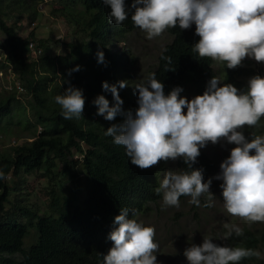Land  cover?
Listing matches in <instances>:
<instances>
[{
	"label": "clouds",
	"instance_id": "obj_1",
	"mask_svg": "<svg viewBox=\"0 0 264 264\" xmlns=\"http://www.w3.org/2000/svg\"><path fill=\"white\" fill-rule=\"evenodd\" d=\"M102 3L107 6L104 32L108 47L119 57L118 64L107 70L111 84L101 82L107 97L98 94L91 103L96 108L95 114L106 121H113L118 115L123 117L121 122L106 127L103 135L111 137L114 145L122 146L128 161L140 169L154 166L155 170L160 162L176 161L178 165L177 159L183 161L189 171L178 165L181 171L168 170L162 177L151 176L156 182L153 191L160 196L162 208L178 207L179 199L184 198L181 196L189 197L188 203L201 206L202 195L206 196L203 206L212 207L209 187L212 179H216L221 181L220 196L227 214L249 224L264 223V135H259L256 128L264 117V76L254 72L247 82L241 77L237 88L225 83L232 68L248 67L245 57L264 64V0H102ZM135 30L142 31L149 40L166 33L171 41L160 51L153 72L131 84L130 68L137 58L123 44ZM178 33L185 40L184 51H178L176 61L187 58L189 43L193 59L196 56L211 59L206 71L214 75L199 84L186 81L165 94L155 72L161 54L169 45H175ZM30 43L35 47L31 48ZM26 54L38 60L44 48L32 39L28 41ZM95 57L97 63L104 62L102 50L98 49ZM166 57L171 61L170 55ZM79 68L75 65L66 72L70 76ZM1 72L0 76L5 77ZM9 75V80L20 83L14 72ZM1 82L5 84L4 79ZM118 91H133L135 96L130 98L135 100L136 108L124 110ZM188 91L193 93L191 99L184 97ZM53 100L64 119L82 116L81 89L69 84ZM246 127L251 128L254 137H245ZM220 141L234 146L220 162L219 172L208 178L209 173L208 179H203L202 169L192 168V164L199 149L208 155L203 147ZM2 179L6 176L0 170ZM135 210L136 206L133 216L140 212L134 213ZM112 225L107 236L112 244L102 254L100 264H157L158 244L154 241L153 227L130 218L127 208L120 209ZM222 227L225 231L216 239L242 235V229L235 224L225 223ZM254 251L222 246L214 243L212 237L204 236L199 244L190 243L182 254L187 264H240L251 256L254 260L258 255Z\"/></svg>",
	"mask_w": 264,
	"mask_h": 264
},
{
	"label": "trees",
	"instance_id": "obj_2",
	"mask_svg": "<svg viewBox=\"0 0 264 264\" xmlns=\"http://www.w3.org/2000/svg\"><path fill=\"white\" fill-rule=\"evenodd\" d=\"M48 1L0 0L3 38L0 71L11 65L22 86L18 89V82L9 80V74L0 76V82L5 81L0 83V89L6 90L0 93V129L12 123V112L23 106V97H30L28 105L35 120L33 123L24 113L18 125L27 131L33 127L32 140L13 146L10 153L0 154V170L6 176L0 180V264H100L102 254L111 247L107 236L120 209L127 208L129 217L136 219V211L146 210L148 203L160 196L153 191L154 166L140 169L132 165L123 147L114 145L111 137L103 135L106 127L121 122L123 117L118 115L113 121H106L95 114L96 108L91 103L98 94L107 97L101 82L111 84L107 70L118 64L119 56L111 53L104 32L107 6L102 0H58L60 6L53 13L72 26V40L65 41L62 52L55 55L47 47L49 40L37 37L36 21L43 10L41 6ZM25 21L32 26L26 36L21 34ZM32 39L44 48L38 60L26 54L28 41ZM184 40V35L178 33L175 45H169L160 56L155 75L165 94L186 81L199 84L214 75L206 71L211 59L197 56L193 59L189 43L187 58L176 61L178 51H184ZM98 49L103 51V63L96 61ZM166 55H170L171 61ZM75 65L80 66L79 70L69 76L66 70ZM234 68L227 73L225 83L236 88L243 73L254 75L256 72L251 64ZM69 84L82 90L84 107L79 119H64L53 100ZM118 95L124 110L136 108L135 100L130 98L135 96L133 91H118ZM58 160L64 162V167H59ZM177 160L184 171H189L182 160ZM213 166L209 156L199 149L192 168L202 169L203 179H207ZM35 172L50 181L45 211L28 203V192L19 196L26 181L21 176ZM70 182L71 189L67 187ZM32 229L35 238L28 245ZM235 238L242 241L241 248L254 251L263 243L264 250V231L258 234L246 230ZM252 258L242 259L240 264H261Z\"/></svg>",
	"mask_w": 264,
	"mask_h": 264
},
{
	"label": "rangeland",
	"instance_id": "obj_3",
	"mask_svg": "<svg viewBox=\"0 0 264 264\" xmlns=\"http://www.w3.org/2000/svg\"><path fill=\"white\" fill-rule=\"evenodd\" d=\"M60 6V1L49 0L48 3L43 4V10L40 11L36 25L37 37L49 40L47 47L50 48L51 54H58L62 52L65 41L72 40L70 31L72 26L69 25L64 19L57 17L53 13V9H57ZM11 20V19H10ZM30 27H29V26ZM32 26L29 22L25 21V25L21 28V34L28 35L32 30ZM0 41H3L0 33ZM171 41V37L165 33H162L158 37H154L149 40L145 38V34L142 31H133L129 33L126 43L123 44L125 48H129L132 54L137 58V62L132 68H130L129 82L135 84L140 81L148 73L153 72L156 67L158 55L163 50L166 44ZM1 57H5L2 55ZM244 63L251 64L254 71L264 76V64H261L255 60L244 58ZM132 65V63L130 64ZM219 69V64L216 65ZM9 72L15 73V76L19 79V76L9 67L7 70H3L1 74H9ZM253 75L245 74L242 76V80L247 82V79ZM14 79V78H13ZM0 93H6L3 87L0 89ZM22 97V95H21ZM185 98L191 99L193 93L189 91L184 95ZM30 97H23V106L14 108L12 114V123L5 124L0 129V154L10 153L11 148L16 145H20L26 141H31L33 135L30 133L33 131V127L30 130H25L19 124L20 117L23 118L24 113L32 119L29 109ZM109 100V99H108ZM109 100V104L111 105ZM24 107V108H23ZM26 108V110H25ZM259 135H264V117L258 121ZM243 134L247 138L254 137L251 135V128H244ZM234 145L220 141L216 144L208 143L203 149L208 153L210 158L214 162V168L211 170L208 178L214 177L219 172L220 162L229 154V149ZM77 156L73 155L74 157ZM59 167H64V162L58 160ZM81 167L77 166V171ZM181 171L182 169L177 165L176 161H164L158 163L153 170L154 177H162L165 171ZM184 171V170H183ZM81 175V173H80ZM82 176V175H81ZM21 178H25L24 185L22 184L21 192L19 196H23L25 192H28V203L31 206L39 208L41 211H45L48 208L49 203V179L44 177L42 173L35 172L32 175H22ZM65 178H70L65 176ZM207 178V179H208ZM221 181L212 179L209 191L213 194L212 207L203 206L206 196L200 197L201 206H196L188 203L189 197L179 199L178 207H161V199L156 202H149L146 210L136 214V220L145 225H150L154 228V241L158 244L157 252L155 253L157 264H187L185 257L183 256V250L189 246L190 243L199 244L204 236L213 238V242L220 245H228L230 247H241V240H237L231 236L228 239L220 240L216 239L218 235H222L225 231L223 224H235L242 229V232L246 230H252L261 234L264 231V223H247L239 217H233L225 212L221 201L219 184ZM73 184L70 182L67 187L71 189ZM34 229H32V236L27 239V244L35 238ZM263 243L255 249L254 252L258 253L255 259L252 261L264 262V250H262Z\"/></svg>",
	"mask_w": 264,
	"mask_h": 264
},
{
	"label": "built area",
	"instance_id": "obj_4",
	"mask_svg": "<svg viewBox=\"0 0 264 264\" xmlns=\"http://www.w3.org/2000/svg\"><path fill=\"white\" fill-rule=\"evenodd\" d=\"M30 47H31V48H34V47H35V44H34V43H30ZM17 88H18V89H22V86L18 83V84H17Z\"/></svg>",
	"mask_w": 264,
	"mask_h": 264
}]
</instances>
